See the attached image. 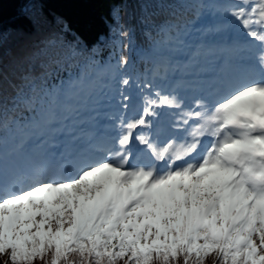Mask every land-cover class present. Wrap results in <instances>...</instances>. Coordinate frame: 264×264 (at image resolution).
Wrapping results in <instances>:
<instances>
[{"label":"snow or ice","instance_id":"1","mask_svg":"<svg viewBox=\"0 0 264 264\" xmlns=\"http://www.w3.org/2000/svg\"><path fill=\"white\" fill-rule=\"evenodd\" d=\"M22 2L23 23L41 29L44 0ZM185 7L190 16L162 26L153 47L188 50L193 59L224 52L219 97H201L185 107L174 92L154 90L144 97L142 115L128 118L125 89L135 82L124 77L118 89L124 111L105 113L115 123L88 134L85 146L44 150L38 163L27 167L0 147V255L8 257L5 264H34L36 259L44 264H205L210 257L213 264H264V0L226 5L191 0ZM120 11L116 6L112 13L117 29L123 28ZM217 13L232 20L216 23L211 18ZM57 23H63L59 17ZM233 26L248 38L243 44L208 45L206 37ZM119 35L129 33L120 30ZM63 45L49 39L26 57L28 70L18 82L8 81L12 107L31 113L27 126L47 135L41 144L50 147L61 142L58 137L68 136L73 145L81 140L69 127L80 107L60 97L74 100L82 77L69 73L58 85L42 88L63 65ZM67 46L75 55L76 45ZM241 51L252 53L246 59L254 56L255 64L233 63L243 59ZM127 63L121 57L119 64ZM6 79L0 62V93ZM162 108L180 110L166 133L153 130L151 119ZM134 133L145 146L135 156L129 148ZM144 153L148 163L141 162Z\"/></svg>","mask_w":264,"mask_h":264},{"label":"trees","instance_id":"2","mask_svg":"<svg viewBox=\"0 0 264 264\" xmlns=\"http://www.w3.org/2000/svg\"><path fill=\"white\" fill-rule=\"evenodd\" d=\"M189 2L191 0H44L46 20L43 27L36 30L23 23L22 0H0V62L7 73L0 93V147L3 149L4 142L12 147L20 142L31 139L36 142L47 137L40 136L27 126L31 113L12 107L11 96L14 93L8 86L9 80L18 82L19 77L27 72L26 57L43 48L46 41L53 39L64 42L59 48L64 62L42 88L58 85L71 73L74 77H82L78 96L72 101H65L61 93V101L79 104L90 92L97 91L99 94V91L104 90L109 93L102 87L110 83L113 88L111 98L121 105L118 89L121 88L122 78H130V83L135 82L133 88L141 92L143 84L152 82L149 72L154 75V81L161 79V75L155 73L161 62L169 65L172 56H190L188 50L170 52L153 47L154 41L159 39L158 33L162 26L182 22L190 16L185 7ZM203 2L226 5V0ZM116 6L121 7L122 29H117L113 20L112 13ZM57 17L63 23H57ZM211 19L214 21L213 17ZM65 25L67 32L64 31ZM120 30L128 31V37H121ZM69 44L76 45L75 55L67 46ZM213 54L205 57L209 58ZM121 57L127 58V65L119 64ZM136 83L141 87H136ZM131 88L125 89L128 97ZM128 100L123 103L129 104L130 108L131 100ZM43 107L47 109L48 104L45 103ZM205 264H213V258H208Z\"/></svg>","mask_w":264,"mask_h":264},{"label":"rangeland","instance_id":"3","mask_svg":"<svg viewBox=\"0 0 264 264\" xmlns=\"http://www.w3.org/2000/svg\"><path fill=\"white\" fill-rule=\"evenodd\" d=\"M232 2H234V0H226V4ZM213 19L216 23L228 25L232 17L224 14H216ZM247 39L248 38L238 32L236 28L225 27L222 32L206 37V42L214 49L215 47L216 49H222L233 44H243ZM213 53L214 56L209 58L201 56L193 59L191 53L190 56L187 55L186 57L182 55L172 56L169 65L161 62L159 70L155 72L161 75L160 80L154 81V75L149 72V79L152 80L151 84L153 88H143L141 92H138L133 86L130 89L129 99L131 100V107L127 109L126 116L132 118L142 115L144 97L146 95H151L154 90H160L163 94L174 92L179 98L184 100L185 107L194 105L195 100L201 97L206 100L215 99V96L219 94L217 91L218 87L216 86H218V82L223 74L227 56L222 51H215ZM238 56L243 59L234 60L233 63L246 64L250 62L255 64L254 56L250 61L246 59L252 56V53L241 51L238 53ZM222 58L223 60L221 62L220 59ZM87 80H89V77ZM110 86L111 84L107 83V87H102L110 91L109 93L104 92V90L99 91V94L97 91L90 92L88 93V97H85L83 101L78 104L80 107V115L69 124V127L74 128L76 134L81 135V140L77 141L75 145L71 144L68 136H63L57 138L61 142L56 146L50 147L45 144L44 147L41 141L45 138L48 139V137L44 136L36 142L33 139L27 142H20L18 145H13V148L8 143L4 142L3 151L8 153L10 160L18 162L30 158L32 161L38 162V158L44 150L48 152H60L68 147L85 146L88 143V134L93 132L99 134L105 127H109L115 123V121L109 120L105 113L118 114L124 111L119 102L111 98L113 88ZM136 95L141 96L137 97ZM107 98L109 100H107ZM73 104H75V102H73ZM157 111L160 112L161 115L151 118L153 120V130L159 127L163 129L165 133L171 131L170 125L177 122V117L173 114L178 113L180 110L162 108ZM96 112H99V115H96ZM93 116H96L95 120L90 119ZM140 131H142V129L136 130V132ZM116 134V132H112V135ZM160 139L161 141H166V137L163 133ZM129 148L133 151L134 156L137 153H142L145 148L144 145L136 142L135 133L133 142L129 145ZM149 160L150 157L148 154L144 153L141 162L148 163ZM6 261H8V257L6 255H0V264H5ZM34 264H44V261L36 259Z\"/></svg>","mask_w":264,"mask_h":264},{"label":"bare ground","instance_id":"4","mask_svg":"<svg viewBox=\"0 0 264 264\" xmlns=\"http://www.w3.org/2000/svg\"><path fill=\"white\" fill-rule=\"evenodd\" d=\"M216 49V48H215ZM218 87V86H216ZM219 93V92H218ZM219 97V94L217 96H215V99ZM203 139H207V138H203ZM22 166H30V165H33L35 163H38L36 161H32L30 158H27V159H24V160H21V161H18Z\"/></svg>","mask_w":264,"mask_h":264}]
</instances>
